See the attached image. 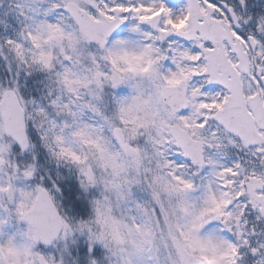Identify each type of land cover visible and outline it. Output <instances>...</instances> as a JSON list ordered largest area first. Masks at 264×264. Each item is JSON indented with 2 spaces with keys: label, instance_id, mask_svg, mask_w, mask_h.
Wrapping results in <instances>:
<instances>
[{
  "label": "snow or ice",
  "instance_id": "1",
  "mask_svg": "<svg viewBox=\"0 0 264 264\" xmlns=\"http://www.w3.org/2000/svg\"><path fill=\"white\" fill-rule=\"evenodd\" d=\"M0 264H264V0H0Z\"/></svg>",
  "mask_w": 264,
  "mask_h": 264
}]
</instances>
